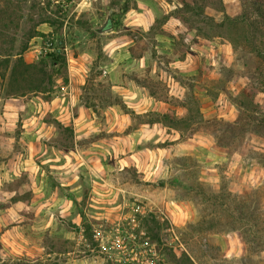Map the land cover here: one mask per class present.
<instances>
[{"label":"rangeland","instance_id":"374dc122","mask_svg":"<svg viewBox=\"0 0 264 264\" xmlns=\"http://www.w3.org/2000/svg\"><path fill=\"white\" fill-rule=\"evenodd\" d=\"M254 1L0 0L2 260L127 264L120 234L162 264H264V92L225 16ZM20 61L51 83L7 97Z\"/></svg>","mask_w":264,"mask_h":264},{"label":"trees","instance_id":"16d2710c","mask_svg":"<svg viewBox=\"0 0 264 264\" xmlns=\"http://www.w3.org/2000/svg\"><path fill=\"white\" fill-rule=\"evenodd\" d=\"M253 12L258 17V22L253 21L247 13L231 17L225 15L226 19L235 29L237 34L233 37V44L242 51L251 55V61L245 63L247 76L250 81V89L255 92H264V0L253 2ZM3 11L0 9V43L7 34L9 24L2 18ZM113 23L109 21L104 25V30L112 28ZM54 64V61H53ZM5 78V73L2 74ZM51 83V77L47 71V65L40 63L18 62L11 71L9 83L6 89V96L25 95L27 92L42 91ZM0 109L1 106H0ZM2 114V111H0ZM167 114H162L165 117ZM130 168L126 167L125 170ZM1 249V243H0ZM0 264H8L0 258Z\"/></svg>","mask_w":264,"mask_h":264},{"label":"crops","instance_id":"0c3cea01","mask_svg":"<svg viewBox=\"0 0 264 264\" xmlns=\"http://www.w3.org/2000/svg\"><path fill=\"white\" fill-rule=\"evenodd\" d=\"M170 18L172 19L173 17L171 16ZM148 23H149V26H150L151 23L150 22H148ZM142 26L146 27V24H144ZM167 26H169V28H171V30H173V32H181V26L180 27L179 26L175 27V26H172V24L171 25L169 24ZM186 63H187L186 60L177 59L176 61L173 62V65L175 67L179 68L180 70H185L186 66H187ZM175 83L177 85H179L180 87H183L182 86L183 84L181 82H180V84L177 81ZM177 96H179V95H177ZM179 97H180V100L182 101L183 100L182 99V95H180ZM155 103H156L157 106H159L158 105L159 102H155ZM158 110H161V109H158ZM168 126H170V125H168ZM167 128L173 130V136H175L174 138L170 139V141L175 142L176 140L178 141V140L182 139V136L180 135V132H178V129H179L178 127H171L170 126V127H167ZM162 147L163 148L159 147V148H156V149H153V150L150 149L149 151L153 152L154 155H162V156L164 155L165 156L167 148L165 146H162ZM140 152H142V151H139L137 153H140ZM210 160H214V159L213 158L212 159L206 158L205 155H201V154L198 153V162L200 164H202V168H201L202 172L200 173V180L206 181V180H208V177H210L211 175H212V177H215V174L217 175V169L216 168H208V167L204 166L205 164H208ZM161 171L162 172H160V176H163L165 171H164V169H161ZM167 172H168V170H167ZM206 175H208V177Z\"/></svg>","mask_w":264,"mask_h":264},{"label":"built area","instance_id":"2783aa9c","mask_svg":"<svg viewBox=\"0 0 264 264\" xmlns=\"http://www.w3.org/2000/svg\"><path fill=\"white\" fill-rule=\"evenodd\" d=\"M117 242L119 244H123V252L129 251V255L125 256V262H127V264H162L160 262H158L155 259H149V258H145L142 256H146L145 254L143 255V253L141 251H137L136 248H134L133 246L130 245V247L128 246L129 243V236L125 235L122 236L120 234L117 235ZM121 246V245H120ZM131 256V257H129ZM147 257V256H146Z\"/></svg>","mask_w":264,"mask_h":264}]
</instances>
